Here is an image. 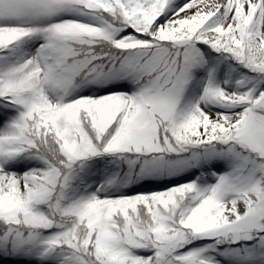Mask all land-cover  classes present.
I'll return each mask as SVG.
<instances>
[{
	"label": "snow or ice",
	"instance_id": "6c2138e0",
	"mask_svg": "<svg viewBox=\"0 0 264 264\" xmlns=\"http://www.w3.org/2000/svg\"><path fill=\"white\" fill-rule=\"evenodd\" d=\"M0 264H264V0H0Z\"/></svg>",
	"mask_w": 264,
	"mask_h": 264
}]
</instances>
